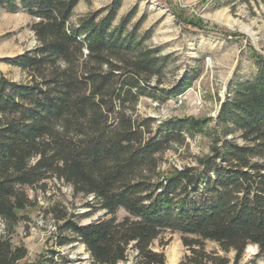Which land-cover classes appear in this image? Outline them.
Listing matches in <instances>:
<instances>
[{"label":"trees","instance_id":"obj_1","mask_svg":"<svg viewBox=\"0 0 264 264\" xmlns=\"http://www.w3.org/2000/svg\"><path fill=\"white\" fill-rule=\"evenodd\" d=\"M78 1L0 0V10L37 20V46L6 60L29 80L0 72V264L26 259L11 240L33 206L26 188L51 179L92 197L104 213L86 226L57 218L59 232L69 235L57 236V246L77 241L92 264L124 263L129 254L131 264H165L164 253L152 249L165 232L178 233L188 252L179 264H239L248 246L264 259V60L255 56L256 75L231 84L214 121L174 118L156 126L134 110L161 84L165 58L143 47L147 37L128 31V19L113 26L119 0L103 16L69 25ZM190 85L163 91L165 98ZM196 136L209 140L208 154L161 176L160 154ZM207 242L218 250L208 251ZM231 252L232 261L225 256Z\"/></svg>","mask_w":264,"mask_h":264},{"label":"rangeland","instance_id":"obj_2","mask_svg":"<svg viewBox=\"0 0 264 264\" xmlns=\"http://www.w3.org/2000/svg\"><path fill=\"white\" fill-rule=\"evenodd\" d=\"M115 1L79 0L68 24L74 25L79 18L97 11H102L103 16L104 10ZM119 3L113 26L128 19V31L135 28L140 38L147 37L143 47L157 50L156 57L165 58L159 62L157 80L161 84L157 90L148 91L151 98L140 97L134 110L135 116L153 119L156 126L174 118L214 121L231 84L256 75L255 56L264 60V0H119ZM191 21L200 22V26ZM35 22L22 10L16 13L0 10V72L10 81L29 80L25 72L8 65L6 60L37 46L31 30ZM187 82L191 85L183 94L165 98L163 91ZM149 84L155 88V78ZM208 147L209 140L204 136L185 137L182 144H173L160 154L157 171L165 176L174 169L195 166L198 158L208 154ZM26 193L33 206L21 213L24 218L11 238L14 246L27 250V257L20 264H36L48 257H52V264H92L77 241L62 247L56 244L57 236L69 237L59 232L63 222L57 218L82 226L103 218L104 213L92 205V197L74 194L69 185L54 179L41 187L26 188ZM117 216L122 218L124 213L119 211ZM206 248L218 250L210 242ZM152 249L164 253L165 264H179L188 254L178 233L165 232L153 241ZM257 253L255 246H248L239 264H264ZM225 256L232 261L234 254ZM132 258L133 254H129L128 260L119 264H131Z\"/></svg>","mask_w":264,"mask_h":264},{"label":"built area","instance_id":"obj_3","mask_svg":"<svg viewBox=\"0 0 264 264\" xmlns=\"http://www.w3.org/2000/svg\"><path fill=\"white\" fill-rule=\"evenodd\" d=\"M178 102L180 103V100Z\"/></svg>","mask_w":264,"mask_h":264}]
</instances>
